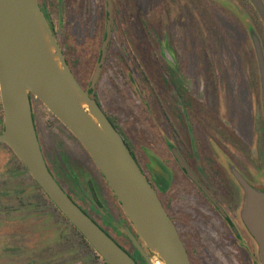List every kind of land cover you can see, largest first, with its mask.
Instances as JSON below:
<instances>
[{"label":"rangeland","instance_id":"374dc122","mask_svg":"<svg viewBox=\"0 0 264 264\" xmlns=\"http://www.w3.org/2000/svg\"><path fill=\"white\" fill-rule=\"evenodd\" d=\"M46 1L50 5L55 36L68 63L81 83L90 85L105 39L107 0ZM114 1L111 36L94 91L132 143L146 171L155 164V169L168 176L170 165L163 155L179 167L159 132L163 126L166 131L169 129L162 124L164 113L158 101L165 94L177 99L173 89L169 92L163 88L166 76L162 54L163 49L172 51L169 41L178 55L181 78L202 104L199 118L193 105H189L193 126L203 135L202 146L227 152L230 157L227 160L222 156L221 162L239 164L250 178L264 185L263 83L254 40V37L259 39L264 52V21L253 2ZM149 35L153 37L151 43ZM148 56L152 64L147 61ZM31 102L43 153L65 188L80 205L88 208L94 204L87 184L93 179L104 200L97 207L100 212H93V216L102 222L104 211H109L118 226L120 221L128 223L127 213L79 139L36 95ZM147 103L157 110L159 125L153 121ZM185 115V132L192 133L187 110ZM3 124L0 94V131ZM149 137L154 138L163 155L151 146ZM177 203L175 199L171 207L174 214ZM249 206L242 210L243 221L251 234L245 239L243 249L254 264H262L260 244L247 212L253 214L257 209ZM188 222L194 226V220ZM198 226L197 221L191 229L192 237L188 238L192 247L201 249L198 256L194 255L195 264H246L233 237L227 243L222 235L216 236V245L208 244L202 250L199 241L203 237L197 231ZM116 238L128 250H134L131 240L122 235ZM147 248L152 260L157 261L155 253ZM0 264H107L58 210L11 147L2 141Z\"/></svg>","mask_w":264,"mask_h":264},{"label":"water","instance_id":"95a60500","mask_svg":"<svg viewBox=\"0 0 264 264\" xmlns=\"http://www.w3.org/2000/svg\"><path fill=\"white\" fill-rule=\"evenodd\" d=\"M264 21V0H251ZM113 0H107V29L90 90L100 77L113 24ZM263 83L264 52L254 37ZM0 94L7 143L59 210L84 235L108 264H138L60 184L43 153L33 114L36 95L86 148L127 213L145 246L157 249L165 264H192L178 228L157 190L137 162L121 132L89 94L68 63L39 0H0ZM87 104L88 110L84 107ZM180 164L198 178L174 149ZM247 196L245 207L259 241L264 264V191L239 176ZM250 207V206H249ZM251 208V209H252ZM128 235L148 264H155L135 233Z\"/></svg>","mask_w":264,"mask_h":264},{"label":"flooded vegetation","instance_id":"af4514ba","mask_svg":"<svg viewBox=\"0 0 264 264\" xmlns=\"http://www.w3.org/2000/svg\"><path fill=\"white\" fill-rule=\"evenodd\" d=\"M39 3L54 34H56L54 24L50 17V5L48 4V1L39 0ZM152 39L153 37L149 35L148 40L150 43L152 42ZM168 44L172 48V51L169 53L168 51H164L163 49L164 53L162 54L164 60L163 70L164 75L166 76V78L164 79L165 83L163 84V88L165 91L169 92H171L173 89L175 94L174 96H176L177 99L174 97H172L171 99L165 94V98L162 101H158V103L160 102L161 110L164 113V121L162 122V124H165L169 129V131H166L164 130L166 128L163 126V130H161L160 127L159 130L161 131L159 132L163 135L164 139L166 140L167 146L173 152L179 167H176L170 158L163 155V151L160 149L156 141H154V138H147L151 146H153V148L160 155H163L166 159V162L169 163L170 167H168L167 171H169L170 174L168 176L165 173H161V171L155 169V164H153L151 167L149 166L150 169L146 171L132 143L129 141L123 130L119 128L116 119L112 117L107 112V110L104 109L102 102L97 97V94L94 91L95 87L90 90V85L85 86L83 85V83L81 84L89 92V94L99 102L103 111L111 120V122L112 119L115 121L114 123H112L121 132L127 145L129 144L128 146H131V152L133 153L134 157L136 158L137 162L143 169L144 173L146 174L154 188L157 190L167 212L175 222L178 231L184 241V244L188 250V254L192 264H195L194 255L198 256L201 252L200 248H198L196 245L192 247L191 243L188 241V238L192 237L193 235V231L191 229H193V227L197 225V221L199 224L197 231L203 237V239L199 241L200 245L202 246V250H206L208 248V244L216 245L217 241L214 239L216 238V236L222 235V239H225L227 243H229V241L232 240L233 237L235 238V240H237V245L239 246V250L244 255L246 264H254L247 251L243 249V243L245 242V239L251 234L242 218V210L245 207L246 200L245 191L242 183L239 180V176L244 177L257 189L263 190L264 185H262L263 183L257 182L254 178H250V176L239 164H234L233 162L224 164L223 162H221L222 156H225L227 160L228 157H230L227 152H219L217 148H208L202 146V142L204 140L203 135L201 132L197 131L196 127L193 126V122L190 118V111L187 110L183 98L179 95L178 90L175 88V84L172 81L171 72L175 73L176 76L180 75V67L179 60H177V52L169 43V41ZM150 59L151 57L148 56L147 61L152 64ZM190 95L192 96V101L190 102V104L193 105L194 112L197 118H199V114H201L202 112L201 101H199V99H197L196 96L193 95V93ZM147 109L152 112V119H154L153 121H155V123L159 125V117L155 115L157 113V110L154 107H151V104L147 105ZM186 110L190 119V127L192 128V133L185 132V125L187 124L185 115ZM33 114L36 120L34 109ZM158 125L157 127L159 128ZM137 128L140 129V125L138 126L137 124ZM191 142L193 144H191ZM174 149L179 151V153L187 162L199 181L195 180L188 173L187 169L180 164L178 158L176 157ZM242 153L244 152L242 151ZM204 160L206 161V163H204ZM175 199L178 201L176 214H174L171 209ZM85 209L98 222L95 216H93V212L98 213L99 211L97 206L91 204L88 208ZM179 220L183 223L178 222ZM189 220L195 221L194 226L189 225ZM98 223L133 256L138 264H146L143 259L144 256H141V252L134 245L131 238L124 234V232L120 229V226L118 228H115L113 227V225L105 223L103 220L102 222ZM127 225L130 226L131 230L135 233L142 246L147 251V246H145V244L143 243V240L140 238L131 220H129ZM110 229L114 230L115 234H113ZM116 235H122L126 237V239L131 240L134 245V250H128L116 238ZM206 238L208 239V241L206 240Z\"/></svg>","mask_w":264,"mask_h":264},{"label":"trees","instance_id":"16d2710c","mask_svg":"<svg viewBox=\"0 0 264 264\" xmlns=\"http://www.w3.org/2000/svg\"><path fill=\"white\" fill-rule=\"evenodd\" d=\"M114 4H115V1H114ZM106 33V32H105ZM106 35V34H105ZM171 78H172V81H173V83L175 84V88L178 90V93H179V95L183 98V100H184V102H185V104H186V106H187V110H189L190 111V109H189V105H192V104H190V102L192 101V96L190 95V94H192L190 91H189V89L187 88V86H186V82H185V80H184V78H181V76L180 75H177L176 76V74L175 73H173V72H171ZM112 122L114 123L115 121L112 119ZM3 129H4V124L2 125V129H1V131H0V133L3 131ZM129 145V144H128ZM130 147V149H131V146H129ZM49 169L53 172V170H52V168L49 166ZM54 173V172H53ZM55 175V174H54ZM103 175V174H102ZM55 177L58 179V181L60 182V184L65 188V185L61 182V179L59 178V177H57L56 175H55ZM105 178V177H104ZM108 183V182H107ZM88 188H89V190H90V193H91V196H92V199H93V203H94V205H96L97 207H98V205L99 206H101L100 204H104V200H102V198H101V196H100V194L98 193V190H97V188H96V186H95V183H94V180L93 179H89L88 180ZM66 189V188H65ZM66 191L71 195V193L66 189ZM116 196V195H115ZM71 197L75 200V198H74V196H72L71 195ZM101 198V199H100ZM52 201V200H51ZM76 201V200H75ZM53 202V201H52ZM54 203V202H53ZM78 203V202H77ZM55 204V203H54ZM80 205V204H79ZM56 206V205H55ZM88 214H89V212L82 206V205H80ZM57 207V206H56ZM58 208V207H57ZM58 210H59V208H58ZM100 212V210L98 211V213ZM62 213V212H61ZM63 214V213H62ZM89 215H91V214H89ZM63 216L64 217H66L64 214H63ZM67 218V217H66ZM103 221L105 222V223H108V224H111V225H113V227H115V228H118L119 226L117 225V223L118 222H115L114 220H113V218H112V216H111V214L109 213V211H104V214H103ZM71 222V221H70ZM120 222H122L121 224H120V226H121V230L124 232V234L126 235V236H128L129 237V235H128V230H127V227H129L130 228V226H128L127 225V223H125L124 221H120ZM116 223V224H115ZM75 227V226H74ZM76 229H77V227H75ZM131 229V228H130ZM78 230V229H77ZM107 231V230H106ZM80 232V231H79ZM81 233V232H80ZM107 233H109L108 231H107ZM110 234V233H109ZM81 235L84 237V235L81 233ZM85 238V237H84ZM130 238V237H129ZM85 240L89 243V244H91L86 238H85ZM92 245V244H91ZM141 254V256L143 257V255H142V253H140ZM143 259H144V261L146 262V264H148L147 263V261H146V259L143 257ZM107 263V262H106ZM108 264V263H107Z\"/></svg>","mask_w":264,"mask_h":264},{"label":"bare ground","instance_id":"6f19581e","mask_svg":"<svg viewBox=\"0 0 264 264\" xmlns=\"http://www.w3.org/2000/svg\"><path fill=\"white\" fill-rule=\"evenodd\" d=\"M84 107L88 110L87 104H84ZM154 253L158 257V260L154 261V263L155 264H165L162 254L157 249H154Z\"/></svg>","mask_w":264,"mask_h":264}]
</instances>
